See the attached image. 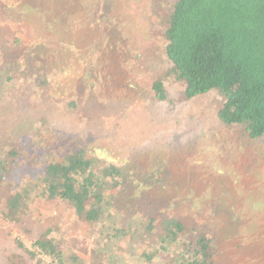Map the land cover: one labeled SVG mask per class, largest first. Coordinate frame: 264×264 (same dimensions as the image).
<instances>
[{
  "label": "rangeland",
  "instance_id": "374dc122",
  "mask_svg": "<svg viewBox=\"0 0 264 264\" xmlns=\"http://www.w3.org/2000/svg\"><path fill=\"white\" fill-rule=\"evenodd\" d=\"M171 1L0 0V143L24 150L36 143L23 166L30 170L39 171L48 155L84 145L152 176L142 196L137 184L119 202L121 219L134 228L137 217L155 218L136 248L142 241L157 245L162 220L175 216L187 241L198 233L215 239L221 264H264V138L224 126L216 116L223 97L214 90L183 100L164 56ZM11 39L24 51L16 52ZM38 76L48 84L36 90ZM156 80L164 83V101L154 97ZM9 192L0 186V264H54L14 243L21 239L33 251L47 225L90 263L97 227L47 200L31 204L19 231L2 216Z\"/></svg>",
  "mask_w": 264,
  "mask_h": 264
},
{
  "label": "trees",
  "instance_id": "16d2710c",
  "mask_svg": "<svg viewBox=\"0 0 264 264\" xmlns=\"http://www.w3.org/2000/svg\"><path fill=\"white\" fill-rule=\"evenodd\" d=\"M168 12L164 56L183 85V100L214 90L223 97L216 116L224 126L243 129L251 140L264 138V0H172ZM9 44L18 53L25 49L14 39ZM6 81L13 84L11 78ZM47 84V78L38 76L34 87ZM164 88L162 80L153 82L156 99H166ZM70 106L75 107L73 100ZM33 148L36 143L28 144L26 150L0 143V186L10 188L2 216L19 231H24L21 226L31 204L57 200L68 205L79 222L97 227L89 264H155L158 260L162 264H221L214 253L215 239L198 233L187 241L185 225L175 216L162 220L157 245L147 248L142 241L143 248H136V238L153 231L155 218L135 217L140 222L134 228L133 222L121 219L119 202L137 184L136 192L142 196L154 183L152 176L101 158L84 145L48 155L39 171L30 170L23 166L37 151ZM14 243L33 258L41 255L54 264H86L49 225L33 242V251L21 239ZM127 250L130 254L124 256ZM9 264L20 263L16 259Z\"/></svg>",
  "mask_w": 264,
  "mask_h": 264
}]
</instances>
